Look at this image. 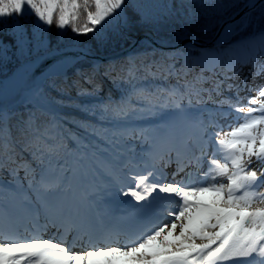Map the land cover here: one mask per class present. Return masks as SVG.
Returning a JSON list of instances; mask_svg holds the SVG:
<instances>
[{"label": "snow or ice", "instance_id": "snow-or-ice-1", "mask_svg": "<svg viewBox=\"0 0 264 264\" xmlns=\"http://www.w3.org/2000/svg\"><path fill=\"white\" fill-rule=\"evenodd\" d=\"M234 6V0H217L221 14ZM245 6L255 8L256 0ZM128 7V0H0V23L12 19L21 58L29 56V44L35 52L44 51L24 65L28 74L55 54L47 38L53 24L106 41L109 33L120 35L129 26ZM132 7L142 21L162 22L145 10L159 6ZM33 14L29 39L19 21ZM250 23L245 13L222 36L230 38ZM224 43L221 39L210 49L192 44L171 52L153 49L139 64L129 58L121 71L131 90L98 105L71 97L73 88L79 98L98 95V68L78 71L80 79L69 84L64 71L69 57L64 56L30 89L37 104L17 126L23 143L12 136V114L0 103V174L11 177L0 182V264H264V84L249 87L248 75L235 82L245 66L253 78L264 75L258 60L264 56V31L228 47ZM9 48L0 44V60L8 58ZM112 71L110 66L104 74ZM149 77L166 86H135ZM50 91L68 100L53 104ZM245 91L256 95L242 96ZM45 104L50 119L41 128ZM63 107L92 119L54 114ZM149 118L159 122L136 123ZM67 123L84 135L66 129ZM89 151L94 175L113 195L135 202L130 214L135 226L93 217L89 209L98 201L92 193L88 207L68 198V174H76L74 164ZM69 157L76 160L69 163Z\"/></svg>", "mask_w": 264, "mask_h": 264}, {"label": "trees", "instance_id": "trees-1", "mask_svg": "<svg viewBox=\"0 0 264 264\" xmlns=\"http://www.w3.org/2000/svg\"><path fill=\"white\" fill-rule=\"evenodd\" d=\"M246 0H234L235 6L227 8L223 14L220 13L217 7V0H128L129 7L126 9V14L129 17L130 23L129 26L121 30L120 35H113L109 33V38L106 41H101L94 38L93 34L89 33L88 35H77L71 31L70 28L65 30H60L53 24L47 31V38L49 41V49H64L71 45H81L87 50L99 54H109L118 51L119 49L125 47L132 40L127 34L136 35L137 33L148 30L156 35V38L162 41L165 44L171 43L175 40H179L185 35H199L207 36L212 33L216 28L218 23L230 15L235 10L239 9ZM227 4L230 0H224ZM148 5V6H159V7H147L145 10L150 14L159 15L162 17V22L160 23H149L144 22L140 19V15L134 10L132 5ZM83 19V17H82ZM6 22L0 23V44L10 46L7 53V59L0 60V89L6 90L8 85H4V80L7 78H14L23 74L26 69L24 65L30 60L44 53L43 50L40 52H35L32 44L28 45L29 56L21 58L17 55V45L16 37L13 35V21L11 18H4ZM36 21L35 15L26 16L20 19L19 23L24 26L27 30L29 39L32 38L33 25ZM249 26L235 34H232L231 39L244 37L246 34L253 32L255 29L264 31V8L258 7L256 10L250 13ZM239 22V21H238ZM47 27V26H46ZM147 49H153V47L145 42L138 44L133 50L132 58H136L137 64L141 63L143 56ZM151 53V52H150ZM159 53V52H158ZM153 57L149 56L148 60H151ZM159 58L158 54L157 57ZM129 58H123L116 60V62H106V63H95L92 60H82L76 63L73 67L69 69L66 74L68 83L70 84L73 80L80 79L77 75L78 71H89L95 65L98 68L94 79L97 84L100 86V91L95 97L79 98L76 95V89H71V97L74 100H78L80 103H88L93 105H98L106 101L109 97L113 99H119L124 93L122 90L129 85L130 83L125 78V72L121 71L122 67L126 68L125 62ZM144 62H147L145 60ZM113 69L111 76H106L105 70L107 68ZM198 71V70H197ZM143 75V74H141ZM56 79V77H52ZM108 78L111 80H117V86H112V89H115L118 94L114 95L111 90L107 88L108 85H104V79ZM59 82V80L57 81ZM168 83H172L168 81ZM81 84L85 88H91V85ZM156 85L166 86L163 81L152 80L150 77L146 80H139L135 82L136 87H147L150 90H153ZM133 86V85H132ZM49 97L52 103H57L60 100L67 101L68 97H61L60 94L56 91H50ZM34 109L30 103H27L25 106L21 107L18 111L11 115L10 125L12 126V136L17 140H21L23 143V138L18 131V124L26 119ZM39 114V113H38ZM58 115L68 116L70 118H76L78 120H91L92 117L85 115L83 112L77 111L71 107L58 108ZM50 119V115L45 112L44 115L39 116V122L41 128ZM105 126H109L108 122H105ZM66 129H71L73 132H79L81 136L84 133L76 129L75 126L71 123L65 125ZM91 139V138H89ZM90 152V151H89Z\"/></svg>", "mask_w": 264, "mask_h": 264}, {"label": "water", "instance_id": "water-1", "mask_svg": "<svg viewBox=\"0 0 264 264\" xmlns=\"http://www.w3.org/2000/svg\"><path fill=\"white\" fill-rule=\"evenodd\" d=\"M261 1L263 0H258V2H261ZM258 2H256V4ZM250 9L252 8H248L244 6L234 16L225 20L218 33L222 36V33L224 32V29L228 24H233L236 20L243 17L245 13H247ZM142 38L143 37L136 38L135 41L128 47L122 49L118 53H115L113 55H108V56H99L95 54H89V52L84 47L78 46V45L70 46L63 50H58V49L50 50V52H53L55 54L49 56L42 63H40L39 66L36 67L32 73H28V74L25 73L22 77L17 78L11 90L6 94L0 95V103H2L3 106L7 108L8 111L16 109L17 107L23 105L25 102L26 95L30 94V89L33 86L38 85L42 81H44V78L46 75L55 71L56 67L62 61L64 56L69 57V60L67 62V67L64 69V71L66 72L68 68H70L76 62L84 58H91L96 61H102V60H106L109 58L117 57L120 54L126 55L129 52V50L132 47H134L136 43H138ZM43 54H40L38 56H41ZM73 57H77L78 60L71 59Z\"/></svg>", "mask_w": 264, "mask_h": 264}, {"label": "bare ground", "instance_id": "bare-ground-1", "mask_svg": "<svg viewBox=\"0 0 264 264\" xmlns=\"http://www.w3.org/2000/svg\"><path fill=\"white\" fill-rule=\"evenodd\" d=\"M244 68H245V72H244L243 75H242V73H241V75H240L239 78H243L244 76L249 75V68H248V66H245ZM197 70H198V69H197ZM68 71H69V69L67 70V72H68ZM67 72H66V74H67ZM263 79H264V78H263ZM170 81H171L172 83H175L174 80H170ZM248 81H250V79H249ZM260 83H264V80H260V78H259L257 81L254 82V86H255V85H259ZM107 88H108L109 90H111V92H112L114 95H117V94H118L117 92L113 91V89H112L111 87L107 86ZM29 96L31 97L30 94H29ZM27 103H30L32 106H34L33 103H32L31 101H27L24 105L19 106V107H17L16 109L10 110L9 112H10L11 114L15 113V112L18 111L21 107L25 106ZM88 155H91V153H88ZM91 157H92V156H91ZM70 159H71V157L68 158V160H70ZM253 167H257V165L253 164Z\"/></svg>", "mask_w": 264, "mask_h": 264}, {"label": "rangeland", "instance_id": "rangeland-1", "mask_svg": "<svg viewBox=\"0 0 264 264\" xmlns=\"http://www.w3.org/2000/svg\"><path fill=\"white\" fill-rule=\"evenodd\" d=\"M196 1H198V0H196ZM151 52V49H147L146 51H145V53H150ZM142 56H144V55H142ZM264 78V75H262V79ZM104 81H105V84L104 85H108L109 87H112V86H117V80H115L116 82L115 83H113V80H111V79H108V78H105L104 79ZM261 84H264V83H261ZM261 84H259V85H261ZM143 88H145V87H143ZM113 91H116L115 89H113ZM248 93V95L247 96H255L256 95V93L255 92H247ZM153 121V120H152ZM90 153V152H89ZM91 155H88V158L90 157ZM90 159V158H89ZM93 160H94V158H93Z\"/></svg>", "mask_w": 264, "mask_h": 264}]
</instances>
